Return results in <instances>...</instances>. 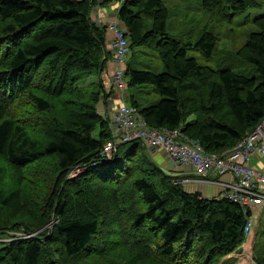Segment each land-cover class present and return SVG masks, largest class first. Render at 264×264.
<instances>
[{
    "label": "trees",
    "instance_id": "obj_1",
    "mask_svg": "<svg viewBox=\"0 0 264 264\" xmlns=\"http://www.w3.org/2000/svg\"><path fill=\"white\" fill-rule=\"evenodd\" d=\"M260 1L202 0V5L231 22L235 12ZM97 3L0 0V157L12 165L14 181L0 186V264H76L69 258L82 254L101 228L107 236L112 223L141 259H155L150 255L156 250L175 264H189L191 254L195 264H211L242 244L250 212L243 214L228 199L185 190L177 181L181 175L165 173L139 140L118 144L110 159L101 154L111 136L110 116L100 113L97 103L106 104L115 87L112 74L104 78L103 72L108 74L113 53L107 26L91 18ZM116 17L129 48L154 49L163 66L160 73L125 67V87L147 84L160 96L141 107L133 96L127 102L150 126L179 127L211 153L233 146L263 116L264 12L252 18L258 30L233 52L253 67L248 73H242L243 64L215 69L188 56L196 49L211 57L217 38L207 30L194 41L171 37L161 0H122ZM55 99L71 102L72 114L65 107L61 111ZM28 128L41 133L33 136ZM44 159L52 169L45 179L54 169L55 174L36 210L24 171ZM76 167L82 173L72 178ZM84 179L99 192L88 190L89 201L81 199L76 207L70 193ZM54 217L50 235L47 223ZM59 250L61 259L55 256ZM255 261L264 264V251Z\"/></svg>",
    "mask_w": 264,
    "mask_h": 264
},
{
    "label": "rangeland",
    "instance_id": "obj_2",
    "mask_svg": "<svg viewBox=\"0 0 264 264\" xmlns=\"http://www.w3.org/2000/svg\"><path fill=\"white\" fill-rule=\"evenodd\" d=\"M116 1L117 0H105V5L100 7L101 11L108 14L115 13L117 8L114 6V2ZM161 1L167 8L166 32L171 37L184 41H194L203 30H207L212 32L217 38L216 46L211 57H203L201 51L196 49H189L187 51L188 56L195 57L199 63L208 65L215 69L226 67L237 69L236 65L243 64L245 68L242 70V73H248L249 71L253 70V67L249 63L241 61L240 58L238 59L233 55V52L243 45L249 32L258 30L257 26L253 23V19L257 12H264V3L258 7H250L246 12H235L232 21L226 22L220 20V18L217 17L215 13L212 15L211 13L205 11L202 5V0ZM262 1L263 0L260 2ZM113 20H117L119 25H122L117 17ZM141 47L135 46L133 48H129V55L125 59V65L129 64L134 69H144L154 73H160L163 70V66L157 55L158 53L154 49L151 51L146 49L144 51ZM105 70L106 69L103 71L105 74L104 78H106V76L108 78L110 75L105 73ZM127 80L128 76L124 74L123 81L125 82ZM87 83L88 82L84 81L83 83L78 84L77 90L81 91ZM115 91H119V93H121V96L126 103H129L131 96H133L139 102V107L143 105L146 106L149 103H154L160 99V96L153 92L150 85L147 84H141V86H124L122 90L120 89ZM55 101L61 111L62 108L65 107L66 110L68 109L70 114H72L74 105L71 102L66 105L61 103L59 99H55ZM117 103L118 100H113L111 102L113 108H109V111L108 103L105 104L104 100L101 99L97 105L99 106V111L101 113L105 114V111H107L108 115L110 116L115 110ZM103 106H105V111ZM63 112L67 113V111ZM28 130L33 136H37L41 133L40 132L38 134V130L36 128H28ZM145 149L165 173H178L179 168L176 167L163 153L156 152L151 154V151L148 148L145 147ZM142 152V149H139L136 153V157L139 158ZM257 161L258 159L254 158L251 162L252 164H256L260 167ZM47 163L48 162L44 159L43 164L34 163L29 165L24 171V173L29 178L27 181H25L26 188L32 197L31 201L35 202L37 207L36 210L38 209L39 205L45 201L53 180L51 179V174H55L54 169L49 175V180L45 179L47 174L52 170L47 166ZM0 172L2 174L0 186H12L14 184L13 167L1 157ZM81 173L82 171L76 167L71 169L69 174L72 178H78ZM177 181L187 191L193 192L198 190L200 192L203 191L208 196L214 195L212 192L215 187L210 184H191L183 181L180 178H178ZM75 184L77 187L72 189L70 193V200L76 207L80 205L81 199L82 201H89L88 190H91L94 196L96 194L98 195L99 189L96 187V184H91L90 182L85 181V179L81 183H79L77 180ZM82 188H86L84 193L81 192ZM248 209L250 210L249 220L251 224L249 226L248 233H246L244 236L242 244L226 255L216 256L211 264L257 263L255 261L256 257H260L264 251V205L250 204ZM98 219L100 220L99 217ZM55 220L57 221L58 219L50 218L47 223V229L49 230L50 235L53 232V226L56 224ZM106 231L107 229L101 228L100 231L93 236L91 242L82 254L79 256L76 255L74 258L69 259L74 260V263L77 262L76 264H170V260L171 264H175L174 258H163L159 252L154 250V248V252L150 256L154 257L155 259H150L148 261L141 259V256L138 254L136 255L135 251H133V246L131 247L125 241L126 239L122 235L121 229L115 223L110 224L107 236H105ZM102 234L104 238L101 237ZM1 236L2 235H0V238ZM5 240L7 239L5 238ZM60 254L61 250H59L58 253L56 252L55 256L60 258ZM196 258L197 257L194 254H191L189 264H195L197 262Z\"/></svg>",
    "mask_w": 264,
    "mask_h": 264
},
{
    "label": "built area",
    "instance_id": "obj_3",
    "mask_svg": "<svg viewBox=\"0 0 264 264\" xmlns=\"http://www.w3.org/2000/svg\"><path fill=\"white\" fill-rule=\"evenodd\" d=\"M107 29L111 32L110 44L116 63L112 82L118 91L125 85L123 75L129 44L125 28L117 20L109 21ZM117 94L118 103L110 115L111 136L101 150L105 158L114 156L118 144L136 139L150 151L161 152L171 160L179 168L178 174L183 181L214 186L217 189L215 198L230 200L242 209L243 214L250 212V204L264 205V168L251 162L255 157L264 156V114L233 146L210 153L179 127L150 126L135 106L124 102L119 91ZM249 216L245 234L251 224Z\"/></svg>",
    "mask_w": 264,
    "mask_h": 264
},
{
    "label": "crops",
    "instance_id": "obj_4",
    "mask_svg": "<svg viewBox=\"0 0 264 264\" xmlns=\"http://www.w3.org/2000/svg\"><path fill=\"white\" fill-rule=\"evenodd\" d=\"M122 0H117L116 2H114V6L117 8L120 3H121ZM97 4L93 7L92 9V12H91V18L93 20H95L96 22L98 23H102V24H105L106 26L108 25L109 21L113 20L116 18V12L115 13H112V14H108V13H103L100 9V7L104 6L105 5V0H97ZM110 38H111V32L108 31V29L106 30V44H107V48L110 49V51L112 52V47H111V44L109 43L110 41ZM107 66V70H108V74L111 76L113 70H114V67L116 66V63L115 61L113 60V53H112V57L110 58V60L107 62L106 64ZM111 83H112V80H111ZM106 85H110V82H109V79H106ZM117 92L114 90L113 94H112V97L109 98V100L107 101L108 103V111H109V108L111 109L112 108V104L111 102L113 100H117L115 97L117 96ZM124 101V100H123ZM125 102V101H124ZM98 107V111H99V106L97 105ZM104 108V111H105V106H103ZM100 112V111H99ZM101 113V112H100ZM105 113H107V111H105ZM108 115V113H107ZM156 153V151L154 150H151V154H154ZM256 158V157H255ZM257 159V158H256ZM257 163L260 165V167L264 168V156H260L258 158V161ZM256 165V164H255ZM258 166V165H257ZM182 171V170H181ZM204 186V185H203ZM216 191L217 189L214 188L212 194H216ZM202 193L204 195H206L203 191ZM208 196V195H206Z\"/></svg>",
    "mask_w": 264,
    "mask_h": 264
}]
</instances>
